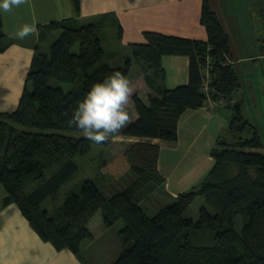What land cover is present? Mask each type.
I'll return each mask as SVG.
<instances>
[{"label": "trees", "instance_id": "trees-1", "mask_svg": "<svg viewBox=\"0 0 264 264\" xmlns=\"http://www.w3.org/2000/svg\"><path fill=\"white\" fill-rule=\"evenodd\" d=\"M70 1L74 17L37 28L18 106L0 112L1 208L16 206L42 241L58 252L69 251L82 264H88L82 245L94 240L88 226L98 212L105 227L123 224L121 250L111 264H264V152L245 151L262 150L264 142L257 132L244 141L236 138L248 128L240 104L233 106L228 126L238 141H216L210 150L213 167L199 186L178 194L151 216L141 205L165 182L157 169L159 146L151 141L175 143L185 112L205 107L208 99L230 103L241 88L230 63V37L210 0H202L199 19L205 42L145 32L144 44L128 46L132 59L125 60L124 51L106 47V30L118 40L122 37L114 15L81 23V0ZM259 14L264 24V5ZM13 43L4 34L0 14V54ZM46 43L48 49L43 50L40 45ZM76 44L78 52L73 51ZM259 51L264 53V46L259 45ZM164 57L188 60L186 84L166 86ZM133 62L151 94L148 103L132 96L136 119L121 135L146 142L133 143L121 155L102 161L97 177L83 178L60 198L61 190L81 172L75 159L97 145L65 134L80 132L67 123L72 110L93 83L116 71L128 78ZM64 84L74 88L65 91ZM21 127L42 132L18 130ZM102 172L128 180L107 194ZM197 197L204 204L195 219L187 211ZM47 200L50 211L43 207Z\"/></svg>", "mask_w": 264, "mask_h": 264}, {"label": "crops", "instance_id": "crops-1", "mask_svg": "<svg viewBox=\"0 0 264 264\" xmlns=\"http://www.w3.org/2000/svg\"><path fill=\"white\" fill-rule=\"evenodd\" d=\"M250 2V5L254 4V6H244L240 0H210L212 9L230 37V63L234 66L236 64V67L239 66L240 61L258 59L253 58L254 55L259 54V46L256 43L264 41V37L255 40L249 30L251 13L255 12L261 24L259 12L264 0ZM255 6L257 7L254 11ZM201 8L202 0H81L78 20L85 23L112 13L122 28V37L118 41H121L125 47L144 44L145 32L205 42L206 31L199 22ZM0 14L4 34L14 41L0 54V112H9L17 108L22 95L34 55L33 47L37 44V28L53 21L74 17V12L70 0H28L27 4L14 8L11 12L0 9ZM24 24L33 25L36 32L21 40L15 36V33ZM112 35L113 39H116V35ZM40 46L43 50L48 49L47 43ZM249 56L251 58H247ZM260 57H264V54ZM162 65L168 88L187 83L186 58L164 57ZM142 81L144 82L143 79ZM221 105L224 108L223 101L219 106ZM219 106L214 108L212 113L205 107L185 112L178 123V140L175 143L151 141L160 149L157 169L165 180L163 189L173 198L186 192L188 187H193L192 181L197 178L202 180L212 169L213 165L208 172H202L205 164L214 163L213 159L204 155L202 151L206 147L207 151H210L217 141V135L226 129L228 120L227 117L223 120L218 116L223 114L217 112ZM132 119H136L135 113L134 115L132 113ZM128 140L132 144L146 142L134 138ZM164 150H169L166 158ZM257 152L261 151L257 150ZM192 153L194 156L189 157ZM179 157L180 161L177 160ZM201 162L204 164L200 165ZM173 163L175 164L171 165ZM172 182H176V186ZM0 264L82 263L69 251L58 252L52 245L42 241L19 209L10 205L0 208Z\"/></svg>", "mask_w": 264, "mask_h": 264}, {"label": "rangeland", "instance_id": "rangeland-1", "mask_svg": "<svg viewBox=\"0 0 264 264\" xmlns=\"http://www.w3.org/2000/svg\"><path fill=\"white\" fill-rule=\"evenodd\" d=\"M232 1H236V0H232ZM250 1H253V0H240V2L244 4V6L246 5L248 7L254 6V4L250 5L251 3ZM256 1H260V0H255V2ZM256 7L257 6L254 7V11ZM260 19L262 20V18ZM250 21L251 23L249 25V30H250L251 37H253L255 40L256 39L260 40L262 37H264L263 22L259 24L258 22L259 20L255 12L251 13ZM111 32L112 30H106V34L108 37L107 38L108 42L106 44L107 49H116V51H120V50L124 51L125 52V54L123 55L124 60H125V57H128V59H132L131 53L127 50V47H125V45H122L121 41L119 42L118 39H113L114 37L111 34ZM259 42L257 43L255 42V43L258 46L259 45L264 46L262 43H259ZM73 51L78 52L77 44L74 46ZM263 54L264 53L262 51H259L258 55L256 54L253 56V58H258V59L256 60L247 59V61H243V62L240 61L238 64L239 65L238 67H236L237 65L235 64L234 69L236 70L242 85H241V88L238 90L239 92L237 91L233 94V97L230 103L224 102L225 104L224 108L222 105L219 106L220 104H214V105L219 106L217 108L218 109L217 112L223 113V114L218 115L220 119L224 120L225 117H227V120H228V123L225 127L226 129H223L217 135L218 136L217 140H226L228 143H234L238 141L237 139H240L241 141L249 139L250 137L254 135L255 132H257L264 142V78H262L264 77L263 75L264 57H260ZM247 58H251V56ZM207 64H209V62H207ZM141 77L143 79V76L141 75L139 67L133 62L132 70L130 72V75L128 76V79L131 81L135 89L133 95H136L141 100L146 101L148 103V96L151 92L149 88L145 85V83L142 81ZM62 86L65 91H68L74 88L73 87L74 85H69V84H64ZM236 104L241 105V115L243 117V120L248 123V128H246L240 135H238L236 137L237 138L236 140L235 139L233 140L232 135L228 132V126H229L231 117H233V114H234L233 106ZM208 105L209 103L207 102L205 109L210 112V110L208 109ZM15 109H12L9 112L14 111ZM128 109H130L134 115L135 110H134V106H133L131 99L128 105ZM212 112L213 111H211L210 113ZM18 130L24 131V132H33V133L42 132L40 130L22 128V127L18 128ZM65 134L67 136H71L75 138L84 137L81 134V132H67ZM130 144H132V142L129 141L127 137H124L120 134L116 137L110 138L107 142L103 144L93 145L88 155L78 156L75 159V161L80 166L81 172L75 177L74 182L71 185L64 187L61 190L60 198H61V195H63V193L67 192V190H69V188L72 187V185L77 184L83 178L97 177L99 175L98 174L99 164L102 161H107L115 156L121 155L128 148ZM166 147L169 148L170 146H166ZM245 151L246 152H257L256 150H249V149H246ZM260 151L263 153L264 149ZM202 152L205 153L204 155L210 156V151H207V147ZM164 153H165V158H166L168 156L169 150L167 151L164 150ZM192 156H194L193 153L189 155V157H192ZM196 156L199 157V155H195V157ZM183 158L188 159L186 157H183ZM177 160L180 161L181 158L179 157ZM174 164L175 163L171 165H174ZM202 164H204V162L200 163V165ZM212 165H213L212 163L205 164V168L202 170V172L204 173L208 172ZM102 173L105 174V180L108 181V185H109L108 188L106 189L107 194L112 192L114 188H121L123 184H125L126 181L128 180V177H121V178L118 177V179H116V177H114L110 173H104V172ZM200 182L201 180L197 178L195 181H192L191 184L197 187L199 186L198 184ZM172 184L176 186V182H172ZM194 186L188 187V189L186 190L189 191L192 188H194ZM173 187L172 189L171 188L170 189L173 190ZM2 196L4 197V192H3V189L0 187V208H1V203H2V200H1ZM172 198L173 197L170 194H168V192L165 191L162 187L161 189H158L155 193H153L151 196L147 197V199L142 201L141 205L143 209L146 211V213L151 216L159 208H161L164 205L169 204ZM203 204H204L203 199L201 197H197L192 203V205L189 207L187 211V216L189 215L196 219L198 211L201 205ZM43 207H45L46 209L50 211L52 209V204L49 200H47L44 203ZM88 228H89L90 233L94 236V240L90 243L85 242L82 245V253L87 263L88 264H111L116 259V257L118 256L121 250L119 232L123 228L122 222L121 221L117 222L113 227H105L103 226V223H102L101 213L98 212L96 213L94 218L89 223ZM240 228H241V220L239 219L236 223V230L240 231Z\"/></svg>", "mask_w": 264, "mask_h": 264}, {"label": "clouds", "instance_id": "clouds-1", "mask_svg": "<svg viewBox=\"0 0 264 264\" xmlns=\"http://www.w3.org/2000/svg\"><path fill=\"white\" fill-rule=\"evenodd\" d=\"M27 3L28 0H0V9L11 12ZM35 32L33 25L24 24L15 36L22 40ZM134 91L131 81L120 71L113 72L101 82L93 83L72 110L71 118L67 121L69 127L74 126L86 139L98 145L120 135L132 121L128 105Z\"/></svg>", "mask_w": 264, "mask_h": 264}, {"label": "built area", "instance_id": "built-area-1", "mask_svg": "<svg viewBox=\"0 0 264 264\" xmlns=\"http://www.w3.org/2000/svg\"><path fill=\"white\" fill-rule=\"evenodd\" d=\"M207 102L209 103V105H208V109H209L210 111H213L214 108H216V106H218V105H214V104H220V103H216V102L213 103V102H211L210 99H208Z\"/></svg>", "mask_w": 264, "mask_h": 264}]
</instances>
